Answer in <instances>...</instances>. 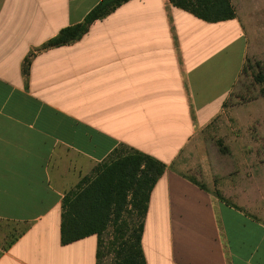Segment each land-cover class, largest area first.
<instances>
[{
  "label": "crops",
  "instance_id": "crops-1",
  "mask_svg": "<svg viewBox=\"0 0 264 264\" xmlns=\"http://www.w3.org/2000/svg\"><path fill=\"white\" fill-rule=\"evenodd\" d=\"M101 1L0 0V232L15 234L0 264H98L97 236L62 244L63 199L121 146L166 165L144 223L147 264H264V224L177 168L239 78L244 0L216 24L131 0L80 41L42 49Z\"/></svg>",
  "mask_w": 264,
  "mask_h": 264
},
{
  "label": "trees",
  "instance_id": "trees-1",
  "mask_svg": "<svg viewBox=\"0 0 264 264\" xmlns=\"http://www.w3.org/2000/svg\"><path fill=\"white\" fill-rule=\"evenodd\" d=\"M131 0H102L77 25L67 27L43 46L60 48L80 41L96 21L105 19ZM179 9L207 23L234 20L236 9L231 0H170ZM245 65L243 72L249 69ZM256 84H264V63L257 64ZM30 58L24 65L29 74ZM166 165L140 151L121 146L109 159L98 165L93 174L65 194L61 240L68 245L90 236L98 237V264L105 245L104 234L113 228L109 249L112 264H147L142 248L145 218L151 193L163 176Z\"/></svg>",
  "mask_w": 264,
  "mask_h": 264
},
{
  "label": "rangeland",
  "instance_id": "rangeland-1",
  "mask_svg": "<svg viewBox=\"0 0 264 264\" xmlns=\"http://www.w3.org/2000/svg\"><path fill=\"white\" fill-rule=\"evenodd\" d=\"M237 7L240 19L245 18L247 37L239 78L222 112L195 135L179 157L177 168L264 224V84L254 80L259 73L257 64L264 63V0H244ZM248 64L249 69L243 72ZM14 235L6 239L0 232V247ZM112 238L113 228L109 227L103 236L100 264L113 263Z\"/></svg>",
  "mask_w": 264,
  "mask_h": 264
}]
</instances>
